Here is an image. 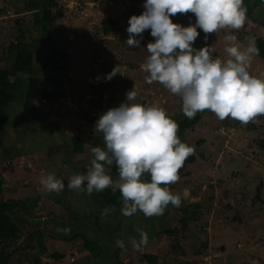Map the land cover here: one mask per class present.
<instances>
[{"label": "rangeland", "instance_id": "rangeland-1", "mask_svg": "<svg viewBox=\"0 0 264 264\" xmlns=\"http://www.w3.org/2000/svg\"><path fill=\"white\" fill-rule=\"evenodd\" d=\"M56 1L53 18L41 27L34 14L24 10L30 0H0L2 72L13 62L10 46L22 35L35 46L40 69L50 49L39 41L47 29L53 31L55 49L68 57V71L61 76L56 73L66 93L63 100L27 107L19 100L8 109L10 122L0 152L3 199L25 202L29 210L15 215L23 235L11 242L10 251L23 246L29 233L37 232L47 247L44 254L39 250L14 254L13 264H264V205L256 199L260 194L264 201V114L241 123L230 117L219 120L208 110L201 112L200 122L182 139L193 148L196 161L183 172L178 170V181L167 185L180 196V206L169 204L162 215L145 217L138 210L125 217L113 209L102 217L97 192L89 195L68 189L70 178L90 164L91 148L104 146L95 122L126 102L127 91L135 90V103L162 107L177 124L187 117L179 95L157 82H145L148 73L141 66L149 55L147 44L155 39L150 30L136 37L141 40L139 47L125 43L128 20L142 14L144 0ZM193 18L192 13L171 17L173 23L184 26L193 24ZM106 19L116 22L108 35L103 28ZM226 34L235 35L241 49L250 39H264V7L239 30L210 33L206 41L205 34L197 37L195 48L213 46L212 57L226 59ZM55 63L53 59L50 65ZM114 68L117 73L107 79ZM248 70L264 78V59L254 56ZM56 74L48 68L41 76L51 79ZM11 81L3 73L0 88L8 89ZM75 137L83 142L82 155L73 153ZM112 166L107 168L110 176ZM48 173L64 183L62 191L43 189L39 181ZM65 228L67 234L62 231ZM138 228L146 232L148 242L137 249L129 241L139 240ZM75 229L77 239L67 241L76 235ZM86 239L93 242V250L100 248L97 257L87 248ZM117 239L126 250L116 245Z\"/></svg>", "mask_w": 264, "mask_h": 264}, {"label": "clouds", "instance_id": "clouds-1", "mask_svg": "<svg viewBox=\"0 0 264 264\" xmlns=\"http://www.w3.org/2000/svg\"><path fill=\"white\" fill-rule=\"evenodd\" d=\"M144 11L128 20L126 29L130 48L139 47L136 37L150 30L154 42H149V55L141 66L145 82H157L182 100V112L192 119L198 112L208 110L219 120L227 117L247 123L264 114V78L249 72L251 59L259 53L255 41L247 46L235 43L236 36H224L226 59L213 58V46L193 47L200 29L205 41L210 33L239 30L247 19L244 0H144ZM177 13H192L195 23L182 26L173 23ZM116 68L108 74L111 79ZM136 92H126V102L101 114L95 122V132L102 133L103 147L91 148L93 158L86 171L74 174L67 187L92 194L111 188L119 190L120 212L130 217L138 210L145 217L162 215L169 204L179 207L181 198L167 185L178 181V170L193 148L181 141L178 124L166 111L155 104L135 103ZM115 164L118 179L113 180L107 168ZM147 175L149 178L144 179ZM39 183L46 192H60L64 183L55 174L41 176ZM187 190L183 193L187 196ZM112 208H105L101 216ZM59 231V229H58ZM65 234L69 229L62 230ZM139 240L130 238L133 248L148 242L143 229H137ZM116 245L125 249L124 242Z\"/></svg>", "mask_w": 264, "mask_h": 264}, {"label": "trees", "instance_id": "trees-1", "mask_svg": "<svg viewBox=\"0 0 264 264\" xmlns=\"http://www.w3.org/2000/svg\"><path fill=\"white\" fill-rule=\"evenodd\" d=\"M244 6L247 8L246 16L251 19L257 9L264 7V0H244ZM58 7V2L56 0H30L28 5L24 8L27 12H32L37 20V24L41 27L46 24L47 21L53 18V10ZM195 23V18H193V24ZM184 26L183 23H179ZM104 33L106 35L110 34L116 28V22L110 19L103 21ZM199 32L198 37H203L204 33L197 29ZM43 37L40 43H45L50 47L45 53L46 61L42 64L40 69L36 66L37 55L35 54V46L30 43L25 42L24 36H20L16 43L10 46L9 55L13 59L12 64L2 72L0 70V79L3 78V73L7 78L13 81L8 82L5 89L0 88V152L4 149L3 136L7 125L10 122V117L8 115V109L11 105L19 100L23 101L25 107L34 106L36 103L41 104H55L66 97L65 90L61 79L59 78L62 74L68 71V57L64 52L56 50L53 44V31L47 29L43 31ZM255 44L259 49V53L255 55L256 57L264 59V39L258 38L255 40ZM193 47L195 45L193 43ZM197 49V48H196ZM214 56L213 53H211ZM55 59L57 63L50 65V62ZM38 68V69H37ZM48 68H51L53 73L60 75L56 78H47L41 76V73ZM202 118L201 112H198L194 118H185L178 123V133L179 138H184L187 131L192 130L195 125H197ZM60 128L58 124H55ZM73 153L82 155L84 154V145L79 138H73ZM195 155L190 154L182 164L179 169L183 172L189 164L194 163ZM111 176L113 180L118 179V172L115 164H113L111 169ZM4 179L0 176V264H13V255L16 253L23 254V251L34 252L39 250L40 253H45L46 248L43 244L44 237L41 232L29 233L27 235L26 243L23 246L18 247L13 251H10L11 242L19 240L23 235L22 226L17 222L16 214L20 213L22 210L29 211L25 202L17 200H4ZM257 201L264 205V201L261 199L260 194L256 197ZM95 200L101 209L112 208L117 209L120 212L122 207V200L119 190L113 192L111 188H107L101 192H97ZM183 213L187 214L188 211ZM76 233L73 239H66L67 241L77 239L79 235L78 229L73 231ZM87 243V248L92 251L94 256H98L100 248L94 246L93 242L85 240ZM105 254V252H104ZM58 260L63 259L62 255H55ZM39 259H36V262Z\"/></svg>", "mask_w": 264, "mask_h": 264}]
</instances>
